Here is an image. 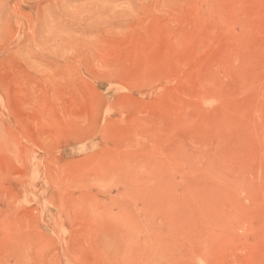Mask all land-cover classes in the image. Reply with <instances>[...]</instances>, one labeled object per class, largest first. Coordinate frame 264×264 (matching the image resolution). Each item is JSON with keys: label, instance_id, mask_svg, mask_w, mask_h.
<instances>
[{"label": "rangeland", "instance_id": "obj_1", "mask_svg": "<svg viewBox=\"0 0 264 264\" xmlns=\"http://www.w3.org/2000/svg\"><path fill=\"white\" fill-rule=\"evenodd\" d=\"M0 264H264V0H0Z\"/></svg>", "mask_w": 264, "mask_h": 264}]
</instances>
